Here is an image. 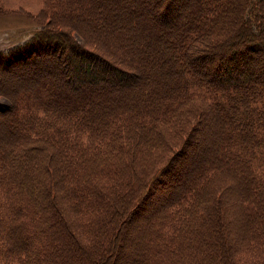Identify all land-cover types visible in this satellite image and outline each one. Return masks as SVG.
<instances>
[{
  "label": "trees",
  "instance_id": "1",
  "mask_svg": "<svg viewBox=\"0 0 264 264\" xmlns=\"http://www.w3.org/2000/svg\"><path fill=\"white\" fill-rule=\"evenodd\" d=\"M47 1L0 59V78L63 74L0 91V264H111L156 204L129 264H264V0ZM212 119V144L161 191Z\"/></svg>",
  "mask_w": 264,
  "mask_h": 264
},
{
  "label": "rangeland",
  "instance_id": "2",
  "mask_svg": "<svg viewBox=\"0 0 264 264\" xmlns=\"http://www.w3.org/2000/svg\"><path fill=\"white\" fill-rule=\"evenodd\" d=\"M137 1L139 2L140 0H135V2ZM48 5L49 2L47 0H0L1 62L4 63L9 61L11 57H8L9 59L7 61L5 57L9 56L16 50L18 51L21 46H24V44L29 40L30 37H32L36 32H38V30L41 29V24L39 23H41V21L43 20L37 19V16L39 15V13L45 11L44 9H48ZM185 17L186 16H182V20L185 19ZM75 34L77 36V39L83 42L85 38L83 39V37L77 32H75ZM87 38L92 42V44H95V42H97L95 41V39H92L88 35ZM96 45H98L100 49H104V47L102 46L103 44ZM22 53L23 52H21L19 55H21ZM200 62L201 64H203V62L206 61H204V59H201ZM46 64L47 62H44L43 68L36 67L31 71H25L23 73H7L5 77L0 78V91H10L13 86V83H15V85L19 88L25 85H31V80L33 79L32 76L37 77L39 75H46L51 78H55L62 81L63 74L59 70L51 68L53 65H50V62V69L47 70L48 67ZM101 92H103V90H101ZM0 102L6 104L8 100L3 95H0ZM3 112L4 111H0V123L2 120ZM212 120H210L211 124L210 121H208V123L205 122V127L203 126V123V125L200 126V128L196 131L195 134H190L192 135V140L186 147V152L183 155H181V153L178 158L175 159V161L173 162L174 164L172 163L171 165L173 166V168L170 170L171 172L167 174L168 176L163 179L162 185H158L160 186L159 188H161V191L169 195H171L173 191H176L179 186L183 184L186 179V176L193 170L196 164L197 158H195V156H197V153L204 150L207 145L212 144L216 133H218L220 130L218 123L216 125L214 123V120ZM212 123L213 126L210 130V125H212ZM8 130V127H5L4 125L0 124V139L4 137ZM175 146L177 147L178 145L176 144ZM189 152L191 153V155L189 154ZM167 153L168 152H166L165 155ZM165 184H167V186H165ZM153 201L154 200H152L151 202ZM158 207L159 204H156L153 207H150L149 205L141 206L140 210L138 211V216L134 218V220L128 227L131 235L130 239L124 241L123 249L120 250V255L115 258V260L111 264H129L131 259L130 257H132L133 259V257L136 255V252L134 250L137 249L139 246V237L137 235V230L139 229V227H141V222H145L148 217H150L153 213L157 211V209H159ZM227 212V223H229L231 219L233 220V218L230 217L231 213L234 214L232 216H237V218L240 214V211L236 206L233 207V209L231 207V209L229 210L227 208ZM241 219L243 221V215L241 216Z\"/></svg>",
  "mask_w": 264,
  "mask_h": 264
}]
</instances>
